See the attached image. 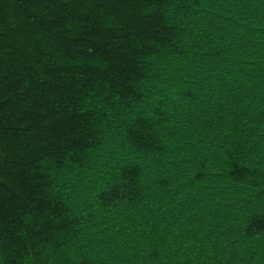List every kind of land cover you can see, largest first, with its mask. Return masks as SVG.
<instances>
[{"label":"trees","instance_id":"trees-1","mask_svg":"<svg viewBox=\"0 0 264 264\" xmlns=\"http://www.w3.org/2000/svg\"><path fill=\"white\" fill-rule=\"evenodd\" d=\"M0 264H264V0H0Z\"/></svg>","mask_w":264,"mask_h":264},{"label":"rangeland","instance_id":"rangeland-1","mask_svg":"<svg viewBox=\"0 0 264 264\" xmlns=\"http://www.w3.org/2000/svg\"><path fill=\"white\" fill-rule=\"evenodd\" d=\"M108 113L109 114H112V112L111 111H108ZM122 113H120L119 111L117 112V113H115V119L117 118V117H121L122 119H124V115H123V117H122ZM120 120V119H119ZM116 122V120L110 125L111 126V128H109V130H108V135L106 136V138L103 140L104 141V145H105V149H104V154L106 155V157H105V160L107 161L108 159H110L108 156H110V157H112L113 159L118 155L117 154V151H116V146H114V139H115V129H116V127H114V123ZM174 125H176V123L174 124ZM178 125V124H177ZM183 128H181L180 127V130L182 131H180V135L181 136H184V134L186 133V131H184V129L182 130ZM184 131V132H183ZM185 135H187V139H188V141L189 140H191L192 139V135H191V133H187V134H185ZM183 138V137H182ZM186 138H183L184 140H186ZM112 150H113V154H111V152H112ZM111 154V155H110ZM94 159H97V160H99L98 158H95V157H93ZM107 163H110V160L107 162ZM146 167H147V174L152 178L154 175H158L159 174V172H160V169H158L157 167H158V165L156 164V163H154L152 160H149V161H146ZM157 171V172H156ZM105 172H106V169L104 168V167H102L101 165H99L98 164V162H96V160H95V165L93 166V168H91L90 170H88V172H86V173H84L85 175V177L89 180V183H87V185H86V187L84 188V189H81V187L79 186V184L77 183V181H76V179L75 178H72L71 177V179H64L63 181H62V184L64 185V186H66L67 187V189L69 188V189H73L74 191H76L75 193H77L78 192V195H77V197L79 198V199H83V201H89V198H87L88 197V195H89V193H90V191H92V185L90 184V183H93V182H95V181H97L100 177H102V176H106V174H105ZM82 176V175H81ZM81 185V184H80ZM66 189V188H65ZM65 190L66 192H67V195H68V190ZM74 194H69V196L72 198V200H73V203H76V201H74V196H73ZM75 197H76V195H75ZM87 198V199H86ZM76 200H77V198H76ZM103 223V222H102ZM102 223L100 224V225H102ZM114 224H119V223H117V222H113ZM125 225H123V227H124ZM110 227H112L111 225H107V227L105 228V226L104 225H102V226H100V228H99V230H98V232H101V233H98V235H99V237L98 238H103L105 235H106V237H104V238H107V237H110V238H113L114 237V234L113 233H109L108 231H111V229H110ZM129 231L128 232H126L125 234H124V236H126V235H129ZM123 250V249H122ZM122 250H120V251H118V253H117V255L118 254H120V252L122 251Z\"/></svg>","mask_w":264,"mask_h":264}]
</instances>
